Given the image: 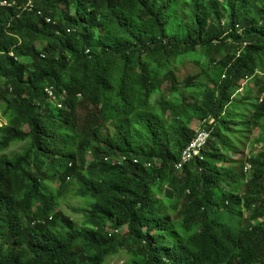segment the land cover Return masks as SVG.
<instances>
[{"label":"trees","instance_id":"trees-1","mask_svg":"<svg viewBox=\"0 0 264 264\" xmlns=\"http://www.w3.org/2000/svg\"><path fill=\"white\" fill-rule=\"evenodd\" d=\"M20 1L0 7V264H264V0ZM191 54L204 61L181 78ZM78 196L82 223L63 206Z\"/></svg>","mask_w":264,"mask_h":264},{"label":"bare ground","instance_id":"bare-ground-1","mask_svg":"<svg viewBox=\"0 0 264 264\" xmlns=\"http://www.w3.org/2000/svg\"><path fill=\"white\" fill-rule=\"evenodd\" d=\"M18 1H19V0H18ZM18 1H17V2H18ZM22 1L24 2L25 0H22ZM22 1H20V2H22ZM37 1H38V0H37ZM181 1H182V0H181ZM202 1H203V0H202ZM227 1H228V0H227ZM258 1H259V0H258ZM17 2H16V3H17ZM35 2H36V0H35ZM203 2H204V1H203ZM203 2H200V4L203 5ZM244 2H245V1H244ZM247 2H249V1L247 0ZM253 2H254V1H253ZM207 3H208V1H207ZM237 3H238V2H237ZM255 3H257V2L255 1L254 4H255ZM37 4H38V3H37ZM244 4H246V3H244ZM244 4H242V5H243V6H242L243 8H245V7H244ZM250 4H251V1H250ZM35 5H36V3H35ZM35 5H34V6H35ZM202 5H201V6H202ZM239 5H240V4H239ZM239 5H238V6H239ZM20 6H21V5H20ZM24 6H25V5H24ZM240 6H241V5H240ZM251 7H252V6H251ZM21 8H22V6H21ZM233 8H234V7H233ZM237 8H239V7H237ZM27 9H28V8H27ZM27 9H25V10H27ZM40 9H41V8H40ZM202 9H204L203 11H206V8H205V7H204V8L202 7ZM235 9H236V8H235ZM31 10H32V9H31ZM34 10H35V8L33 9V11H34ZM217 10H218V9H217ZM238 10H239V9H238ZM255 10H256V8H255ZM258 10H259V9H257V11H258ZM36 11H37V10H36ZM203 11H201V12H203ZM257 11H256V12H257ZM26 12H27V11H26ZM34 12H35V11H34ZM219 12H220V11H219ZM247 12H248V11H247ZM256 12H255V13H256ZM22 13H23V12H22ZM202 14H205V13H202ZM207 14H208V13H207V11H206V17H207ZM250 14H251V13H250ZM253 14H254V13H253ZM229 15H230V14H229ZM202 16H205V15H202ZM254 16H255V15H254ZM36 17H37V16H36ZM41 17H42V16H41ZM228 17H229V16H228ZM9 18H10V17H9ZM203 18H204V17H203ZM256 20H257V19H256ZM233 22H234V20H233ZM233 22H232V26H233ZM252 23H253V22H251V25H252ZM221 24H222V23H221ZM230 24H231V23H230ZM2 25H3V24H2ZM192 25H193V23H191L190 27H191ZM234 25H235V23H234ZM241 25H242V24H241ZM11 26H12V24H11ZM220 26H221V25H220ZM228 26H229V25H228ZM239 26H240V25H239ZM260 26H261V25H260ZM8 27H9V26H8ZM229 27H230V26H229ZM220 28H221V27H220ZM227 28H228V27H227ZM233 28H234V27H233ZM2 29H3V28H2ZM5 29H6V28H5ZM10 29H11V28H10ZM192 29H193V28H192ZM228 29H229V28H228ZM236 29H237V28H236ZM49 30H50V29H49ZM73 30H74V29H73ZM3 31H4V30H3ZM187 31H188V33H189V29H188ZM187 31H186V33H187ZM230 31H231V30H230ZM0 32H1V30H0ZM9 32H10V31H9ZM136 32H137V31H136ZM139 32H140V30H139ZM224 32H225V31H224ZM233 32H235V31H233ZM233 32H232V33H233ZM236 32H237V31H236ZM1 33H2V32H1ZM190 33H191V32H190ZM17 34H18V33H17ZM57 34H59V33H57ZM184 34H185V32H184ZM0 36H3V35H0ZM8 36H9V35H8ZM17 36H18V35H17ZM141 36H142V35H141ZM141 36H140V37H141ZM192 36H193V35H192ZM78 37H79V36H78ZM140 37H139V38H140ZM0 38H2V40H3V37H0ZM6 38H7V37H6ZM10 38H11V36H10ZM4 39H5V38H4ZM13 39H16V38L13 37ZM17 39H18V38H17ZM21 39H22V38H21ZM190 39H191V38H190ZM9 40H10V39H9ZM184 40H185V39H184ZM184 40H183V41H184ZM186 40H187V39H186ZM191 40H192V39H191ZM191 40H190V41H191ZM193 40H194V39H193ZM196 40H197V39H196ZM18 41H19V40H18ZM183 41H182V42H183ZM5 42H7V41H5ZM16 42H17V41H16ZM16 42L14 41L13 43H16ZM23 42H24V41H23ZM143 42H144V41H143ZM184 42H185V41H184ZM186 42H187V41H186ZM186 42H185V43H186ZM1 43H2V42H1ZM8 43H10V42H8ZM4 44H5V43H4ZM21 44H23V43H21ZM188 44H189V43H188ZM195 44H196V43H195ZM195 44H194V45H195ZM6 45H7V44H6ZM9 45H11V44H9ZM12 45H13V44H12ZM24 45H25V43H24ZM192 45H193V44H192ZM0 46H2V45L0 44ZM186 46H187V45H186ZM2 47H3V46H2ZM10 47H11V46H10ZM10 47H9V50H10ZM21 47L24 48V46H21ZM12 48H13V47H12ZM23 48H21V49L24 50ZM36 48H37V47H36ZM7 49H8V48H7ZM15 49L17 50V48H15ZM21 49H20V50H21ZM1 50H2V48H1ZM18 50H19V48H18ZM88 50H89V49H88ZM4 51H5V50H4ZM11 51H12V50H11ZM13 51H14V50H13ZM22 52H23V51H22ZM5 53H6V52H5ZM13 53H16V52H13ZM100 53H102V52H100ZM197 53H198V52H197ZM199 53H201V52H199ZM204 53H205V52H204ZM17 54H18V53H17ZM23 54L26 55V51H25V53L23 52ZM42 54H43V53H42ZM87 54H91V53H87ZM5 55H6V54H5ZM15 55H16V54H15ZM18 55H20V52H19ZM100 55H101V54H100ZM3 56H4V55H3ZM44 56H45V55H44ZM187 56H188V55H187ZM7 57H8V56H7ZM14 57H15V56H14ZM14 57H13V59H14ZM40 57H41V56H40ZM205 57H206V55H205ZM205 57H204V59H205ZM5 58H6V57H5ZM8 58H9V57H8ZM177 59H178V58H177ZM185 59H186V58H185ZM210 59H211V58H210ZM186 60H187V59H186ZM191 61H192V60H191ZM193 61H195V60H193ZM199 61H201V60H199ZM203 61H204V60H203ZM2 63H3V62H2ZM29 63H30V62H28L27 65H29ZM193 63H194V62H193ZM263 63H264V62H263ZM4 64H5V63H4ZM6 64H7V63H6ZM11 64H12V63H11ZM27 65H26V66H27ZM32 65H34V64L32 63ZM250 65H251V64H250ZM1 66H2V65H1ZM1 66H0V67H1ZM8 66H9V65H8ZM8 66H7V67H8ZM29 66H30V65H29ZM257 66H258V65H257ZM10 67H11V65H10ZM23 67H24V66H23ZM27 67H28V66H27ZM260 67H261V65H260ZM2 68H4V67H2ZM2 68H1V69H2ZM13 68H16V67H13ZM251 68H254V71H255V68H256V67H251ZM4 69H5V68H4ZM19 69H20V68H18V70H19ZM117 69H118V68H117ZM260 69H261V68H260ZM263 69H264V68H263ZM10 70H12V67H11ZM118 70H121V68H119ZM3 71H4V70H3ZM14 71H17V69L14 70ZM21 71H22V68H21ZM21 71H20V73H21ZM251 71H252V70H251ZM251 71H250V72H251ZM254 71H253V72H254ZM0 72H1V70H0ZM33 72H34V71H33ZM176 72H177V71H176ZM253 72H252V73H253ZM1 73H2V72H1ZM6 73H7V72H6ZM16 74H17V73H16ZM21 74H22V73H21ZM31 74H32V73H31ZM249 74H250V73H249ZM253 74H254V73H253ZM13 75H14V74H13ZM13 75H12V76H13ZM3 76H4V75H3ZM9 76H11V74H10ZM16 76H17V75H16ZM248 76H249V75H248ZM9 78H10V77H9ZM12 79H13V77H12ZM13 80H14V79H13ZM259 80H261V79H259ZM8 81H9V80H8ZM11 81H12V80H11ZM11 81H10V82H11ZM14 81H15V80H14ZM18 81H19V80H17V82H18ZM254 81H255V79H254ZM254 81H253V82H254ZM261 81H262V80H261ZM19 82H20V81H19ZM23 82H24V81H23ZM25 82H26V80H25ZM247 82H248V81H247ZM257 82H258V81H257ZM257 82H256V83H257ZM6 83H7V82H6ZM11 83H12V82H11ZM11 83H10V84H11ZM13 83H15V82H13ZM2 84H3V83H2ZM17 84H18V83H17ZM20 84H21V83H20ZM15 85H16V84H15ZM0 87H1V86H0ZM6 87L8 88V84H7ZM15 87H16V86H15ZM45 87H46V86H45ZM47 87H48V86H47ZM52 88H54V87H52ZM82 88H83V87H82ZM261 88H262V87H261ZM5 89H6V88H5ZM15 89H17V88H15ZM15 89H13V90H15ZM54 89H56V86H55ZM0 90H1V89H0ZM57 90H58V89H57ZM6 91H7V90H6ZM11 91H12V89H11ZM1 92H3V91H1ZM7 92H9V90H8ZM65 92H66V91H65ZM21 93H22V92H21ZM45 93H46V92H45ZM7 94H8V93H7ZM55 94H56V93H55ZM238 94H240V93H238ZM1 95H2V93H1ZM18 95L20 96L19 91H18L17 96H18ZM24 95H25V94H24ZM44 95L47 96V94H44ZM79 95H80V94H79ZM79 95H78V96H79ZM22 96H23V95H22ZM46 96H45V97H46ZM29 97H30V96H29ZM0 98H1V97H0ZM40 98H41V96H40ZM54 98L56 99V97H54ZM236 98H237V97H236ZM238 98H239V97H238ZM7 99H8V98H7ZM9 99H10V97H9ZM19 99H20V98H19ZM25 99H26V98H25ZM45 99H46V98H45ZM200 99H201V98H200ZM234 99H235V98H234ZM40 100H41V99H40ZM2 101H3V100H2ZM60 101H61V98H60ZM65 101H66V100H65ZM255 101H256V100H255ZM258 101H259V100H258ZM23 102H24V99H23ZM56 102H57V101H56ZM8 103H9V102H8ZM257 103H258V102H257ZM14 104H17V103L14 102ZM46 104H47V103H46ZM62 104H63V103H62ZM65 104H66V103H64V105H65ZM11 105H12V104H11ZM43 105H44V104H43ZM47 105H50V104L48 103ZM66 105H67V104H66ZM141 105H142V104H141ZM40 106H41V105H40ZM59 106H60V104H59ZM137 106H138V105H137ZM139 106H140V104H139ZM48 107H49V106H48ZM66 107H68V106H66ZM11 108H14V107H11ZM134 108L136 109V106H134ZM137 108H138V107H137ZM44 109H45V108H44ZM59 109H60V108H59ZM64 109H65V108H64ZM67 110H68V109H67ZM232 110H233V109H232ZM0 111H1V110H0ZM230 111H231V110H230ZM51 112H52V111H51ZM60 112H61V111H60ZM64 113H65V112H64ZM79 113H81V112H79ZM50 114H51V113H50ZM50 114H49V115H50ZM59 114H60V113H59ZM61 114H62V113H61ZM61 114H60V115H61ZM6 115H7V114H6ZM45 115H46V113H45ZM49 115H48V116H49ZM51 115H52V114H51ZM53 115H54V114H53ZM66 115H67V114H66ZM66 115H64V116H66ZM56 116H57V115H55V117H56ZM83 116H84V115H83ZM29 117H30V116H29ZM55 117L52 116L53 119H54ZM226 117H227V116H226ZM79 118H80V117H79ZM4 119H5V118H4ZM29 119H31V118H29ZM56 119H58V118H56ZM60 119H61V118H60ZM80 119H81V118H80ZM82 119H83V118H82ZM32 120H33V119H32ZM41 120H42V118H41ZM6 121H7V120H6ZM8 121H9V119H8ZM62 121H64V120H62ZM80 121H81V120H80ZM53 122H54V121H53ZM81 122H82V121H81ZM81 122H80V123H81ZM83 122H84V121H83ZM83 122H82V124H83ZM229 122H230V121H229ZM253 122H254V121H253ZM46 123H47V122H46ZM55 123H56V121H55ZM231 123H233V122H231ZM231 123H230V124H231ZM236 123H237V122H236ZM241 123H242V122H241ZM244 123H245V122H244ZM248 123H249V122H248ZM248 123H247V124H248ZM52 124H53V123H52ZM65 124H66V121H65ZM65 124H64V125H65ZM3 125H4V122H3V120H1V122H0V127H2ZM34 125H35V124H34ZM44 125H46V124H43V126H44ZM62 125H63V123H62ZM228 125H229V124H228ZM228 125L226 126L227 129L230 128V127H228ZM232 125H233V124H232ZM242 125H243V124H242ZM242 125H241V126H242ZM252 125H253V124H252ZM254 125H255V124H254ZM41 126H42V125H41ZM54 126H55V125H54ZM58 126L60 127V125H58ZM66 126H67V125H66ZM83 126H84V125H83ZM35 127H36V125H35ZM75 127H76V126H75ZM246 127H247V126H246ZM249 127H250V126H249ZM54 128H55V127H54ZM61 128H62V127H61ZM64 128H65V127H63L62 129H64ZM68 128H69V126L66 127V129H68ZM71 128H72V126H71ZM81 128H82V126H81ZM247 128H248V127H247ZM251 128H252V127H251ZM40 129H41V128H40ZM58 129H59V128H58ZM66 129H65V131H67ZM244 129H245V128H244ZM244 129H243V130H244ZM248 129H249V128H248ZM55 130H57V129H55ZM69 130H70V129H69ZM71 130H72V132H73L74 129H71ZM246 130H247V129H246ZM251 130H253V129H251ZM258 130H259V128H258ZM58 131H59V130H58ZM60 131H61V129H60ZM222 131H223V130H222ZM2 132H3V131H2ZM56 132H57V131H56ZM62 132H64V130H63ZM72 132H71V133H72ZM248 132H249V131H248ZM261 132H262V131H261ZM51 133H52V132H51ZM60 133H61V132H60ZM249 133H250V132H249ZM255 133H256V132H255ZM53 134L55 135V133H53ZM64 134H66V133H64ZM105 134H106V133H105ZM236 134H238V133H236ZM245 134H246V133H245ZM48 135H49V134H48ZM60 135H61V134H60ZM72 135H73V133H72ZM262 135H263V134H262ZM64 136L66 137L67 135H62V137H64ZM68 136H69V138H70V135H68ZM52 137H53V136H52ZM62 137H61V138H62ZM251 137H252V136H251ZM260 137H261V136H260ZM240 138H241V137H240ZM242 138L245 139L246 137H242ZM263 138H264V137H263ZM66 139H67V138H66ZM71 139H72V138H71ZM248 139H249V138H248ZM59 140H60V138H59ZM64 141H65V140H64ZM69 141H70V139H69ZM72 141H73V140H72ZM72 141H71V142H72ZM223 141H224V140H223ZM231 141H232V140H231ZM237 141H238V140H237ZM262 141H263V139H262ZM61 142H62V140L60 141V143H61ZM67 142H68V141H67ZM67 142H65V143H67ZM228 142H230V140H229ZM263 142H264V141H263ZM54 143H56V141H55ZM58 143H59V142H58ZM65 143H63V144H65ZM69 143H70V142H69ZM188 144H189V143H188ZM260 144H261V142H260ZM58 145H59V144H58ZM61 145H62V144H61ZM65 145H67V144H65ZM65 145H64V146H65ZM239 145H240V144H239ZM248 145H249V144H248ZM250 145L253 147L255 144H254V145H253V144H250ZM256 145H258V144L256 143ZM15 146H16V145H15ZM186 146H187V145H186ZM16 147H17V146H16ZM59 147H60V146H59ZM252 147H251V148H252ZM263 147H264V146H263ZM13 148H14V147H13ZM19 148H21V146H20ZM61 148H62V147H61ZM66 148H67V146H65V149H66ZM247 148H248V147H247ZM10 149H12V148H10ZM93 149H94V148H93ZM245 149H246V148H245ZM245 149H244V150H245ZM258 149H259V147H258ZM260 149H261V148H260ZM58 150H59V149H58ZM62 150H63V149H62ZM87 150H88V149H87ZM249 150H250V149H249ZM64 151H65V150H64ZM64 151H63V152H64ZM84 151H85V150H84ZM93 151H96V150H93ZM251 151H252V150H251ZM257 151H258V150H257ZM260 151H261V150H260ZM4 152H6V150H5ZM12 152H13V151H12ZM22 152H23V151H22ZM22 152H20V153H22ZM258 152H259V151H258ZM10 153H11V152H10ZM13 153H14V152H13ZM23 153H24V152H23ZM101 153H102V152H101ZM248 153H249V152H248ZM16 154H18V153H16ZM98 154H99V153H98ZM111 154H112V152H111ZM260 154H262V153H260ZM6 155H8V154H6ZM11 155L13 156L12 153H11L9 156H11ZM14 155H15V153H14ZM20 155H22V154H20ZM81 155H82V153H81ZM101 155H102V154H101ZM106 155H107V154H106ZM109 155H110V154H109ZM113 155H114V154H113ZM255 155H257V154H255ZM12 156H11V157H12ZM18 156H19V155H18ZM261 156H263V155H261ZM96 157H97V155H96ZM96 157H95V159H96ZM99 157H100V156H99ZM108 157H109V156H108ZM111 157H112V156H111ZM224 157H225V156H224ZM253 157H254V156H253ZM79 158H81V156H80ZM83 158H84V157H83ZM85 158H86V157H85ZM85 158H84V159H85ZM97 158H98V157H97ZM104 158H105V157H104ZM227 158H228V157H227ZM1 159H2V158H1ZM1 159H0V160H1ZM2 160H3V159H2ZM96 160H97V159H96ZM138 160H139V159H138ZM229 160H230V159H229ZM263 160H264V159H263ZM92 161H93V160H92ZM227 161H228V160H227ZM0 162H4V161H0ZM11 162H12V161H11ZM87 162H88V161H87ZM89 162H90V161H89ZM147 162H150V161H147ZM4 163H5V162H4ZM72 163H73V162H72ZM94 163H95V162H94ZM106 163H107V162H106ZM130 163H131V162H130ZM133 163H134V162H133ZM141 163H142V162H141ZM141 163H139V164H141ZM2 164H3V163H2ZM125 164H126V162H125ZM125 164H124V165H125ZM131 164H132V163H131ZM3 165H4V164H3ZM12 165H13V163H12ZM132 165H133V164H132ZM250 165H251V164H250ZM0 166H1V165H0ZM127 166H128V164H127ZM134 166H135V165H134ZM137 166H138V165H136V167H137ZM140 166H141V165H140ZM147 166H148V165H147ZM247 166H248V164H247ZM129 167H130V166H129ZM131 167H132V166H131ZM145 167H146V166H145ZM148 167H149V166H148ZM240 167H241V166H240ZM4 168H5V166H4ZM62 168H63V167H62ZM133 168H134V167H133ZM143 168H144V167H143ZM146 168H147V167H146ZM253 168H254V167H253ZM253 168H252V169H253ZM1 169H2V168H0V171H1ZM125 169H126V168H125ZM223 169H225V168H222V170H223ZM46 170H47V169H46ZM46 170H45V171H46ZM48 170H49V169H48ZM53 170H55V169H53ZM68 170H69V169H68ZM122 170H123V169H122ZM127 170H128V169H127ZM127 170H126V171H127ZM140 170H141V169H140ZM51 171H52V170H51ZM57 171L59 172V171H61V170H57ZM65 171H66V170H65ZM154 171H155V170H154ZM248 171H249V170H248ZM251 171H252V170H251ZM48 172H49V171H48ZM58 172H57V173H58ZM242 172H243V171H242ZM254 172H255V171H254ZM57 173H56V174H57ZM60 173H62V172H60ZM248 173H249V172H248ZM37 174H38V173H37ZM58 174H59V173H58ZM62 174H63V173H62ZM155 174H156V173H155ZM155 174H154V175H155ZM60 175H61V174H60ZM236 175H237V173H236ZM59 177H60V176H59ZM239 177H240V176H239ZM65 178H66V176H65ZM244 178H245V177H244ZM64 180H65V179H64ZM61 181H62V180H61ZM233 181H234V180H233ZM248 181H249V180H248ZM235 182H236V181H234V183H235ZM32 183H33V182H32ZM155 183H156V182H155ZM231 183H232V182H231ZM234 183H233V184H234ZM49 184H50V183H49ZM68 184H69V183H68ZM249 184H250V183H249ZM76 185H77V184H76ZM79 185H81V184H79ZM235 185H236V184H235ZM239 185H240V183H239ZM72 186H73V185H72ZM81 186H82V185H81ZM81 186H80V187H81ZM247 186H248V185H247ZM57 187H58V186H57ZM68 187H69V185H68ZM238 187H239V186H238ZM238 187H236V188H238ZM74 188H75V186H74ZM76 188H77V187H76ZM167 188H168V187H167ZM236 188L234 187L233 189H236ZM33 189H34V188H33ZM39 189H40V188H39ZM69 189H70V188H69ZM83 189H84V188H83ZM168 189H169V188H168ZM233 189H232V194H233ZM263 189H264V188H263ZM52 190H53V189H52ZM56 190H57V189H56ZM80 190H82V189H80ZM174 190H175V189H174ZM239 190H240V189H239ZM4 191H5V190H4ZM4 191H3V192H4ZM31 191H32V190H31ZM34 191H35V189H34ZM54 191H55V190H54ZM65 191H66V190H65ZM67 191H69L68 188H67ZM75 191H76V190H75ZM77 191H79V190H77ZM263 191H264V190H263ZM62 192H63V191H62ZM82 192H83V191H82ZM82 192H81V193H82ZM175 192H176V191H175ZM63 193H64V192H63ZM66 193H67V192H66ZM74 193H75V192H74ZM1 194H3V193H1ZM70 194H71V193H70ZM125 194H126V193H125ZM129 194H130V193H129ZM226 194H227V193H226ZM230 194H231V193H230ZM71 195H72V194H71ZM71 195H70V196H71ZM77 195H79V194L77 193ZM81 195H83V194H81ZM224 195H225V194H224ZM60 196H61V194H60ZM65 196H66V195H65ZM73 196H74V195H73ZM130 196H131V195H130ZM254 196H255V195H254ZM2 197H3V196H2ZM4 197H5V195H4ZM6 197H7V195H6ZM12 197H13V195H12ZM78 197H80V196H78ZM0 198H1V197H0ZM7 198H8V197H7ZM65 198H66V197H65ZM69 198H70V201H71V197H69ZM74 198H75V197H74ZM125 198H126V197H125ZM130 198H131V197H130ZM130 198H129V199H130ZM215 198H216V197H215ZM217 198H218V197H217ZM2 199H3V198H2ZM60 199H61V198H60ZM75 199H76V198H75ZM77 199H78V198H77ZM133 199H134V198H133ZM187 199H188V198H187ZM201 199H203V198H201ZM241 199H242V198H241ZM257 199H258V198H257ZM257 199H256V200H257ZM5 200H6V199H5ZM10 200H11V199H10ZM21 200H22V199H21ZM79 200H80V199H79ZM87 200H88V199H87ZM213 200H214V199H213ZM223 200H224V199H223ZM242 200H243V199H242ZM248 200H249V199H248ZM0 201H1V200H0ZM3 201H4V200H3ZM3 201H1V203H2ZM7 201H8V200H7ZM12 201H14V199H13ZM65 201H66V200H65ZM70 201H69V202H70ZM73 201H74V200H73ZM77 201H78V200H77ZM92 201H93V200H92ZM95 201H96V199H95ZM95 201H94V202H95ZM133 201H134V200H133ZM199 201H200V200H199ZM246 201H247V200H246ZM258 201L260 202V200H258ZM5 202H6V201H5ZM21 202H22V201H21ZM67 202H68V201H67ZM90 202H91V201H90ZM131 202H132V201H131ZM200 202H201V201H200ZM217 202H218V201H217ZM252 202H253V201H252ZM252 202H251V204H252ZM9 203H10V202H9ZM9 203H7V204H9ZM11 203H13V202H11ZM11 203H10V204H11ZM14 203H15V202H14ZM14 203H13V204H14ZM18 203H19V202H18ZM22 203L24 204V203H26V202H22ZM22 203H20V204H22ZM56 203H57V202H56ZM78 203H79V202H78ZM169 203H170V202H169ZM262 203H263V202H262ZM40 204H41V203H40ZM64 204H66V203H63V206H64ZM73 204H74V203H73ZM95 204H96V203H95ZM245 204H246V202H245ZM257 204H258V203H257ZM69 205H70V203H69ZM85 205H87V204H85ZM224 205H225V204H224ZM235 205H236V204H235ZM237 205H239V204H237ZM249 205H250V204H249ZM249 205H248V207H249ZM1 206H2V205H1ZM13 206H15V205H13ZM17 206H19V205L17 204ZM20 206H21V205H20ZM66 206H67V205H66ZM83 206H84V205H83ZM232 206H233V205H232ZM255 206H256V205H255ZM260 206H261V205H260ZM260 206H259V207H260ZM22 207H23V205H22ZM36 207H37V205H36ZM42 207H43V206H42ZM80 207H81V206H80ZM219 207H220V206H219ZM224 207H225V206H224ZM229 207H230V206H229ZM233 207H234V206H233ZM236 207H237V206H235L234 209H235ZM246 207H247V206H246ZM262 207H264V206H262ZM13 208H14V207H13ZM16 208H17V207H16ZM55 208H56V207H55ZM69 208H70V207H69ZM88 208H89V207H88ZM88 208H87V210H88ZM220 208H221V207H220ZM226 208H227V207H226ZM226 208H225V209H226ZM231 208H232V207H231ZM253 208H254V207H253ZM2 209H3V208H2ZM32 209H34V208H32ZM227 209H228V208H227ZM261 209H262V208H261ZM261 209H259V210H261ZM10 210H11V209H10ZM36 210H37V209H36ZM36 210H35V211H36ZM45 210H46V209H45ZM57 210H58V209H57ZM62 210H63V209H62ZM77 210H78V209H77ZM87 210H86V211H87ZM246 210H247V209H246ZM249 210H250V209H249ZM251 210H252V209H251ZM257 210H258V209H257ZM37 211H38V210H37ZM65 211H66V210H65ZM73 211H74V210H73ZM78 211H79V210H78ZM190 211H191V210H190ZM196 211H198V210H196ZM196 211H195V212H196ZM206 211H207V210H206ZM235 211H236V210H235ZM238 211H239V210H238ZM240 211H241V210H240ZM27 212H28V210H27ZM62 212H63V211H62ZM66 212L68 213V211H66ZM66 212H65V213H66ZM81 212H82V210H81ZM83 212H84V214H85V211H84V210H83ZM193 212H194V211H193ZM199 212H200V211H199ZM227 212H228V211H227ZM233 212H234V211H233ZM67 213H66V214H67ZM200 213H201V212H200ZM236 213H237V212H236ZM60 214H61V213H60ZM82 214H83V213H82ZM91 214H92V213H91ZM196 214H197V212H196ZM241 214H242V213H241ZM251 214H252V211H251ZM55 215H57V214H55ZM76 215H77V213H76ZM76 215H75V217H77ZM236 215H238V214H236ZM239 215H240V212H239ZM243 215H244V213H243ZM57 216H58V215H57ZM61 216L64 217V215H62V214H61ZM61 216H60V217H61ZM67 216H68V215H67ZM73 216H74V215H73ZM246 216H247V215H246ZM45 217H46V216H45ZM79 217H81V216H79ZM105 217H106V216H105ZM248 217H250V216H248ZM42 218H44V217H42ZM65 218H66V217H65ZM65 218H64V220L66 221L67 219H65ZM72 218H73V217H72ZM101 218H102V217H101ZM243 218H244V217H243ZM46 219H47V218H46ZM60 219H62V217H61ZM69 219H70V217H69ZM75 219H77V218H75ZM83 219H84V218H83ZM50 220H52V219H50ZM55 220H56V217H55L54 221H55ZM101 220H102V219H101ZM61 221H62V220H61ZM67 221H68V220H67ZM67 221H66V222H67ZM85 221H86V220H85ZM239 221H240V220H239ZM249 221H250V220H249ZM27 222H28V221H27ZM27 222H26V223H27ZM34 222H35V221H34ZM43 222H44V221H43ZM43 222H42V223H43ZM69 222H70V220H69ZM250 222H251V221H250ZM252 222H254V221H252ZM23 223H24V222H23ZM37 223H38V222H37ZM53 223H54V222H53ZM58 223H59V222H58ZM61 223H62V222H61ZM71 223H72V221H71ZM76 223H77V222H76ZM87 223H88V222H87ZM133 223H134V222H133ZM28 224H29V223H28ZM30 224H32V223H30ZM66 224H67V223H66ZM85 224H86V223H85ZM41 225H42V224H41ZM62 225H63V224H62ZM37 226H39V225H37ZM50 226H52V224H51ZM50 226H49V227H50ZM66 226H67V225H66ZM79 226H80V225H79ZM81 226H82V225H81ZM29 227H30V226H29ZM61 227H64V226H61ZM24 228H25V227H24ZM35 228H36V227H35ZM41 228H42V227H41ZM66 228H67V227H66ZM252 228H253V227H252ZM47 229H48V228H47ZM50 229H51V228H50ZM61 229H62V228H61ZM63 229H64V228H63ZM25 230H26V228H25ZM37 230H39V228H38ZM48 230H49V229H48ZM58 230H60V229H58ZM58 230H57V231H58ZM46 231H47V230H46ZM61 231H64V233H65V232L67 231V229H66V230H61ZM61 231H60V232H61ZM48 232L50 233V231H48ZM39 233H40V231H39ZM49 233H48V237H50ZM64 233H63V234H64ZM250 233H252V232H250ZM19 234H20V233H19ZM24 234H25V233H24ZM32 234H34V233L32 232ZM50 234H52V233H50ZM60 234H61V233H60ZM63 234H62V235H63ZM114 234H115V233H114ZM15 235H16V234H15ZM25 235H26V234H25ZM29 235H30V234H29ZM29 235H28V236H29ZM58 235H59V233H58ZM62 235H61V236H62ZM64 235H66V234H64ZM64 235H63V237H64ZM13 236H14V235H13ZM31 236H32V235H31ZM231 236H232V235H231ZM10 237H12V236L10 235ZM10 237H9V240H10ZM15 237H16V236H15ZM35 237H36V236H35ZM58 237H59V236H58ZM128 237H129V236H128ZM130 237H131V236H130ZM6 238H7V237H6ZM27 238H28V237H27ZM36 238H37V237H36ZM46 238H47V237H46ZM56 238H57V236H56ZM59 238H60V237H59ZM11 239H12V238H11ZM21 239H22V238H21ZM42 239H43V238H42ZM42 239H40V240H41L40 243H42ZM52 239H54V238H52ZM57 239H58V238H57ZM131 239H132V237H131ZM9 240H8V241H9ZM24 240H25V239H23V241H24ZM32 240H33V238H32ZM40 240H39V241H40ZM43 240H45V239H43ZM47 240L49 241L48 238H47ZM54 240H56V239H54ZM12 241H13V240H11V242H12ZM21 241H22V240H21ZM29 241H30V240H29ZM33 241H34V240H33ZM56 241H58V240H56ZM61 241H62V238H61ZM24 242H25V241H24ZM26 242H27V240H26ZM59 242H60V241H59ZM21 243H22V242H21ZM33 243H34V242H33ZM38 243H39V242H38ZM44 243H45V241H44ZM56 243H57V242H56ZM62 243H63V242H62ZM16 244H17V243H16ZM19 244H20V243H19ZM27 244H29V242H28ZM27 244H25V245H27ZM23 245H24V244H23ZM23 245H22V246H23ZM29 245H30V244H29ZM35 245H36V244H35ZM39 246H40V245H39ZM61 246H62V245H61ZM1 247H2V246H1ZM30 247H31V246H30ZM30 247H29V248H30ZM2 249H3V248H2ZM4 249H5V248H4ZM32 249H34V247H33ZM62 249H63V248H62ZM247 249H249V248H247ZM12 250H13V249H12ZM12 250H11V252H12ZM1 251H3V250H1ZM8 251H9V250H8ZM30 251H31V250H30ZM54 251H55V249H54ZM14 252H16V251H14ZM24 252H25V251H24ZM28 252H29V251H28ZM31 254H34V252L31 253ZM8 255H9V254H8ZM22 255H24V254H22ZM22 255H21V258L23 257ZM27 255H29V254H27ZM14 256H15V254H14ZM14 256H13V258H14ZM19 256H20V255H19ZM33 256H34V255H33ZM59 256H60V255H59ZM59 256H58V257H59ZM61 256H62V255H61ZM106 256H107V255H106ZM55 257H56V256H55ZM17 258H18V257H17ZM21 258H20V260H21ZM37 258H38V257H37ZM37 258H34V259H37ZM51 258H52V257H51ZM51 258H50V260H51ZM107 258H108V256H107ZM112 258H113V257H112ZM112 258H111V259H112ZM18 259H19V258H18ZM45 259H46V258H45ZM100 259H101V258H100ZM20 260H19V261H20ZM30 260H31V259H30ZM53 260H54V258H53ZM53 260H52V261H53ZM102 260H104V259H102ZM14 261H15V258H14ZM17 261H18V260H17ZM32 261H33V259H32ZM20 262H21V261H20ZM28 262H29V261H28ZM47 262H48V261H47ZM97 262H98V261H97ZM99 262H100V261H99ZM101 262H102V261H101ZM101 262H100V263H101ZM21 263H22V262H21ZM23 263H24V262H23ZM49 263H50V262H49ZM126 263H128V262H126ZM15 264H16V263H15ZM33 264H34V263H33ZM37 264H38V263H37ZM42 264H43V263H42ZM45 264H46V261H45ZM50 264H54V263L51 262ZM105 264H107V261L105 262Z\"/></svg>","mask_w":264,"mask_h":264},{"label":"rangeland","instance_id":"rangeland-1","mask_svg":"<svg viewBox=\"0 0 264 264\" xmlns=\"http://www.w3.org/2000/svg\"><path fill=\"white\" fill-rule=\"evenodd\" d=\"M61 7H62V5H61ZM187 60H186V59ZM184 59H182V60H180L179 62H178V65H180V67H179V70H178V72L177 73H179V75H180V77L181 78H184V77H186V76H188V74H192V73H194V72H197L198 70H197V67L194 65L196 62H199V63H203V57L201 58V56L199 55V54H191V56H189V57H185ZM192 60V61H191ZM193 60H195V61H193ZM199 60H201V61H199ZM194 62V63H193ZM165 88V87H164ZM243 91H242V89H241V91H240V93H242ZM157 98H158V94H154V95H152V97H151V101L154 103L155 101H157ZM261 99V98H260ZM260 99H257V101H256V103L258 102V103H260L259 101H260ZM262 99H264V97H262ZM259 100V101H258ZM193 129H195V130H197L198 128H199V123H196V122H194L193 123ZM17 147H16V146ZM15 145H12L10 148H12V149H8V151H7V154H13V152L15 153V152H19L20 150H21V148H22V145L21 144H15ZM21 146V148H19ZM14 147V148H13ZM251 150V148L248 146V148H246L245 149V154H244V156H243V159L245 160L247 157H248V152ZM13 151V152H12ZM11 152V153H10ZM257 152V150H254V153H256ZM249 154H250V152H249ZM239 156H234V158L235 159H237ZM80 199V200H79ZM79 199H73L71 202H70V206H66V205H64V211L66 210V211H68V215L69 216H71V217H73L74 219L75 218H77V219H75L78 223H82L83 221H84V216L83 215H80V214H77L76 215V213H75V215L77 216V217H75V215L73 214V208H78V209H80L81 207L80 206H82L83 204H84V202H85V200L83 199V198H79ZM78 200V201H77ZM79 202V203H78ZM74 203V204H73ZM70 207V208H69ZM216 212H221V210H218V211H216ZM74 215V216H73ZM216 215V214H215ZM214 215V216H215ZM79 216H81V217H79ZM84 218V219H83ZM244 218H246V215H244ZM126 257L127 256H123V257H121V258H113V259H110L109 261H108V263L107 264H125V261L127 260L126 259Z\"/></svg>","mask_w":264,"mask_h":264},{"label":"built area","instance_id":"built-area-1","mask_svg":"<svg viewBox=\"0 0 264 264\" xmlns=\"http://www.w3.org/2000/svg\"><path fill=\"white\" fill-rule=\"evenodd\" d=\"M47 91L51 96L55 97L54 92H53V88H48ZM262 100L263 99H261V101ZM60 106H62L61 103H60ZM207 138H208L207 132H205V131L198 132L196 137L191 141V143L182 152L181 161L176 164L174 169L179 172L182 169L183 164L187 163L191 158L199 155V153L201 152V150L205 146ZM250 168H251L250 166H247L245 168V171H248Z\"/></svg>","mask_w":264,"mask_h":264},{"label":"clouds","instance_id":"clouds-1","mask_svg":"<svg viewBox=\"0 0 264 264\" xmlns=\"http://www.w3.org/2000/svg\"><path fill=\"white\" fill-rule=\"evenodd\" d=\"M15 4H16V2L14 0L8 1V2L5 1V0L0 1V7H3V8L15 7ZM27 6L29 8H32L33 3L31 1H28ZM38 13L41 14V15H43L41 11H38ZM44 20L47 23H54V20L50 16H44ZM36 45L38 46V44H36ZM9 55L11 57H13L12 52H10ZM15 59L18 60V58H15ZM0 122H1V119H0ZM113 163L114 164H120V162H118L117 160H114Z\"/></svg>","mask_w":264,"mask_h":264}]
</instances>
